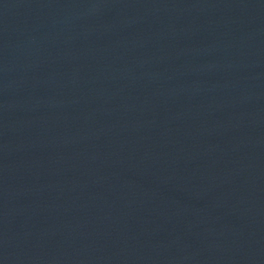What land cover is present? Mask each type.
Wrapping results in <instances>:
<instances>
[{
	"label": "water",
	"instance_id": "obj_1",
	"mask_svg": "<svg viewBox=\"0 0 264 264\" xmlns=\"http://www.w3.org/2000/svg\"><path fill=\"white\" fill-rule=\"evenodd\" d=\"M0 264H264V0H0Z\"/></svg>",
	"mask_w": 264,
	"mask_h": 264
}]
</instances>
